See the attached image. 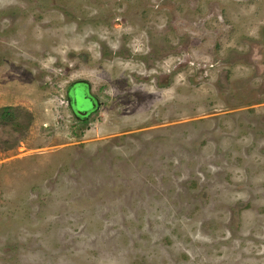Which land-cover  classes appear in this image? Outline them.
Segmentation results:
<instances>
[{
	"label": "rangeland",
	"instance_id": "1",
	"mask_svg": "<svg viewBox=\"0 0 264 264\" xmlns=\"http://www.w3.org/2000/svg\"><path fill=\"white\" fill-rule=\"evenodd\" d=\"M0 264H264V0H0Z\"/></svg>",
	"mask_w": 264,
	"mask_h": 264
},
{
	"label": "flooded vegetation",
	"instance_id": "2",
	"mask_svg": "<svg viewBox=\"0 0 264 264\" xmlns=\"http://www.w3.org/2000/svg\"><path fill=\"white\" fill-rule=\"evenodd\" d=\"M79 91H82L83 94H84L83 96H80V98H81L80 100L84 101V100L88 99L89 102L91 103V100L89 99L87 93L85 94L86 89L83 86H81V85L77 86V87H73V89H69V93L72 94V98H73V99H70V102L73 103L74 102L73 100H75V99L78 100L79 99L77 97V93H79ZM76 113L77 112H74V110H73V115L78 116V114H76Z\"/></svg>",
	"mask_w": 264,
	"mask_h": 264
},
{
	"label": "trees",
	"instance_id": "3",
	"mask_svg": "<svg viewBox=\"0 0 264 264\" xmlns=\"http://www.w3.org/2000/svg\"><path fill=\"white\" fill-rule=\"evenodd\" d=\"M79 93H80V94H79L80 96H83V95H84L82 91H79ZM75 100H76V99H75ZM86 100H87V103H88L89 100H88V99H86ZM72 102H73V101H72ZM76 104H77V102H76ZM89 104H90V102H89ZM71 105H72V109L74 110V112H77V113H78V111L75 110V106L73 105V103H71ZM79 114H80V113H79Z\"/></svg>",
	"mask_w": 264,
	"mask_h": 264
},
{
	"label": "water",
	"instance_id": "4",
	"mask_svg": "<svg viewBox=\"0 0 264 264\" xmlns=\"http://www.w3.org/2000/svg\"><path fill=\"white\" fill-rule=\"evenodd\" d=\"M90 108H92V103H90ZM79 113H81V111H78V113H76V114H79Z\"/></svg>",
	"mask_w": 264,
	"mask_h": 264
}]
</instances>
